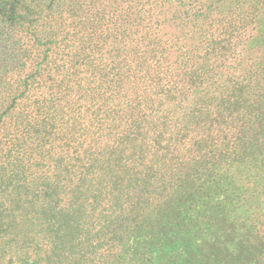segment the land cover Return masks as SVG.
Listing matches in <instances>:
<instances>
[{
	"label": "trees",
	"instance_id": "16d2710c",
	"mask_svg": "<svg viewBox=\"0 0 264 264\" xmlns=\"http://www.w3.org/2000/svg\"><path fill=\"white\" fill-rule=\"evenodd\" d=\"M0 264H264V0H0Z\"/></svg>",
	"mask_w": 264,
	"mask_h": 264
},
{
	"label": "rangeland",
	"instance_id": "374dc122",
	"mask_svg": "<svg viewBox=\"0 0 264 264\" xmlns=\"http://www.w3.org/2000/svg\"><path fill=\"white\" fill-rule=\"evenodd\" d=\"M2 37H4V35L1 36L0 34V58L7 60V54H6L7 50L6 49L9 45L7 41L2 40Z\"/></svg>",
	"mask_w": 264,
	"mask_h": 264
}]
</instances>
